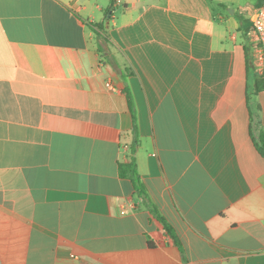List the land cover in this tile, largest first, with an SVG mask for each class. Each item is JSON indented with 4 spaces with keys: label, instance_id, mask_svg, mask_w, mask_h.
Here are the masks:
<instances>
[{
    "label": "crops",
    "instance_id": "obj_1",
    "mask_svg": "<svg viewBox=\"0 0 264 264\" xmlns=\"http://www.w3.org/2000/svg\"><path fill=\"white\" fill-rule=\"evenodd\" d=\"M260 2L0 0V264H264Z\"/></svg>",
    "mask_w": 264,
    "mask_h": 264
},
{
    "label": "trees",
    "instance_id": "obj_2",
    "mask_svg": "<svg viewBox=\"0 0 264 264\" xmlns=\"http://www.w3.org/2000/svg\"><path fill=\"white\" fill-rule=\"evenodd\" d=\"M99 26V25H97ZM102 27V25H100ZM97 37L99 39V50L101 53H105L110 47H111V42L109 41L108 37L101 33H96ZM261 145L259 146V151L260 153L264 156V134L261 135ZM137 144V140L135 143H133L130 148H129V154H128V159L126 162L119 163L118 165V170L119 174L123 178H129L132 180L135 189L138 190H143V186L141 185L139 179H138V173H137V167H136V161L134 157L135 153V145ZM144 193V192H143ZM144 202L146 206L149 208L152 216L158 220L161 224H163L164 229L170 234V236L175 240V242L180 246L179 241L176 239V237L173 235V233L170 231V227L166 224L165 220L162 218V216L158 213L157 208L153 203L148 201L147 197L144 195Z\"/></svg>",
    "mask_w": 264,
    "mask_h": 264
},
{
    "label": "built area",
    "instance_id": "obj_3",
    "mask_svg": "<svg viewBox=\"0 0 264 264\" xmlns=\"http://www.w3.org/2000/svg\"><path fill=\"white\" fill-rule=\"evenodd\" d=\"M117 1L119 2L120 0ZM251 31L258 46L259 67L264 73V0H261L256 8L254 17L252 18ZM111 89H113V87H111Z\"/></svg>",
    "mask_w": 264,
    "mask_h": 264
},
{
    "label": "rangeland",
    "instance_id": "obj_4",
    "mask_svg": "<svg viewBox=\"0 0 264 264\" xmlns=\"http://www.w3.org/2000/svg\"><path fill=\"white\" fill-rule=\"evenodd\" d=\"M246 1H254V0H242V2H246Z\"/></svg>",
    "mask_w": 264,
    "mask_h": 264
}]
</instances>
